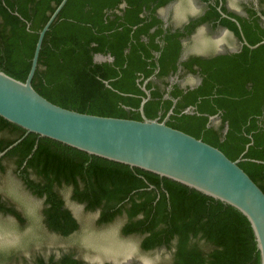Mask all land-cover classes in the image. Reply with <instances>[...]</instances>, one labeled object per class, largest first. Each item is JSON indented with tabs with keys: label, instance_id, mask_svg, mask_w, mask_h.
I'll use <instances>...</instances> for the list:
<instances>
[{
	"label": "trees",
	"instance_id": "trees-1",
	"mask_svg": "<svg viewBox=\"0 0 264 264\" xmlns=\"http://www.w3.org/2000/svg\"><path fill=\"white\" fill-rule=\"evenodd\" d=\"M123 1L127 6L120 9ZM169 1L68 0L45 34L32 84L62 107L137 120L142 119L145 86L150 92L144 107L148 118L163 120L173 109L169 126L218 147L232 160L245 152L239 165L264 191V44L254 49L244 45L240 53L220 56L208 66L200 58L184 62L189 71L200 66L202 84L187 90L168 86L184 36L165 31L155 14ZM61 2L0 0L1 70L26 80L39 32ZM145 10L150 13L144 15ZM239 20L250 45L264 40V28ZM222 22L240 35L235 22ZM97 55L113 60L95 61ZM190 106L196 110L185 113ZM211 116L217 123L209 126ZM25 134L0 116V152L23 137L0 157V173L12 165L26 188L43 199L41 215L49 231L69 236L80 227L66 205L63 191L68 189L72 200L99 213L98 225L123 218L122 234L139 236L142 250L169 252L165 264H256L245 217L222 201L156 173ZM0 213L20 224L26 221L3 195ZM32 258L22 257L21 262L85 264L72 250ZM4 262L21 264L13 257Z\"/></svg>",
	"mask_w": 264,
	"mask_h": 264
},
{
	"label": "water",
	"instance_id": "water-1",
	"mask_svg": "<svg viewBox=\"0 0 264 264\" xmlns=\"http://www.w3.org/2000/svg\"><path fill=\"white\" fill-rule=\"evenodd\" d=\"M67 1L62 0L39 32L26 80L14 78L0 69V116L25 129V135L35 133L91 155L156 173L222 201L245 217L254 242L256 264H264V191L239 165L245 152L232 160L218 147L169 126L167 120L173 109L163 120L148 118L144 107L150 92L145 86L147 96L139 107L141 120L68 109L53 103L34 88L32 81L45 34ZM261 44L264 40L249 47ZM95 60L113 58L97 55ZM195 110L190 106L185 113ZM215 118L210 117L209 126ZM227 130L228 124L225 132ZM7 150L1 151L0 157Z\"/></svg>",
	"mask_w": 264,
	"mask_h": 264
},
{
	"label": "rangeland",
	"instance_id": "rangeland-1",
	"mask_svg": "<svg viewBox=\"0 0 264 264\" xmlns=\"http://www.w3.org/2000/svg\"><path fill=\"white\" fill-rule=\"evenodd\" d=\"M215 122V121H214ZM216 124V122H215ZM67 207L80 223L79 229L69 236L53 233L44 225L41 215L43 199L33 195L8 164L5 173H0V195L8 198L25 216L20 224L13 216L0 213V264H6L13 255L31 259L35 253L60 254L72 250L90 264L106 261L114 264H165L170 253L163 249L144 251L139 236H125L121 232L123 218L98 225L99 213L86 210L83 204L70 197L64 190Z\"/></svg>",
	"mask_w": 264,
	"mask_h": 264
},
{
	"label": "flooded vegetation",
	"instance_id": "flooded-vegetation-1",
	"mask_svg": "<svg viewBox=\"0 0 264 264\" xmlns=\"http://www.w3.org/2000/svg\"><path fill=\"white\" fill-rule=\"evenodd\" d=\"M126 6V2L123 1L120 9H124ZM149 13L150 11L145 10L143 14L148 15ZM155 14L161 19V25L165 31L172 33L179 31L184 34L180 38L182 49L177 71L171 73L167 81L169 82L168 86L172 87L174 84H178L185 90L201 85L204 76L201 74L200 66L194 64L193 67L196 70L189 71L184 62L200 58L208 66L210 61L220 56L240 53L244 45H250L244 35L239 18H245L252 22L257 30L258 27L264 28V0H170L165 5L157 7ZM223 18L237 24L240 30L239 36L229 26L223 24ZM159 41L161 40L159 39ZM154 53L156 57H159L160 52L155 51ZM158 71L159 69L155 71V75ZM149 79H155V77ZM52 253L54 252L39 254L48 257ZM59 255L56 254V256ZM12 257L13 260L18 258V262L23 264L21 258L26 256L15 254ZM32 259L31 257L29 260L32 261ZM83 260L85 264H90L85 259ZM107 262L110 263V261H106L100 264Z\"/></svg>",
	"mask_w": 264,
	"mask_h": 264
}]
</instances>
